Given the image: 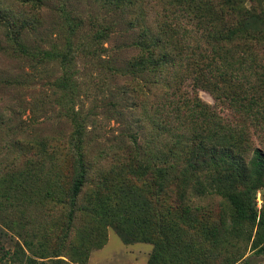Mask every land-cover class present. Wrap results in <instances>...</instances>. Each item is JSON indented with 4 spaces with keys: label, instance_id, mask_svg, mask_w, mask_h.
Returning <instances> with one entry per match:
<instances>
[{
    "label": "trees",
    "instance_id": "1",
    "mask_svg": "<svg viewBox=\"0 0 264 264\" xmlns=\"http://www.w3.org/2000/svg\"><path fill=\"white\" fill-rule=\"evenodd\" d=\"M102 1L127 7L136 17L138 55L133 67L135 72L154 74V111L145 115L146 127L154 130V142H141L142 123L135 131L129 128V140L113 152L112 167L100 168L93 188L83 195L95 164L87 159L86 124L70 100L71 104L64 106V114L73 124L67 186L57 170L41 188L28 190L17 183L0 191V210L28 206L22 210L24 215L29 207L39 206L44 188L51 198L68 207L63 235L56 240H107V230L113 228L125 244H152L148 264H185L178 255L167 260L160 252L157 235L161 232L167 237L168 224L167 214L164 217L157 205L165 207L168 189L176 192L183 214L188 213L190 196L219 195L230 214H224L220 226L206 228L213 239L211 245L223 252L228 239L248 226L247 238L255 255L264 254V148L253 139L254 133L264 143V0ZM6 3L0 0V26L8 41L28 52L22 43L28 19L16 21ZM68 52L49 55L60 58L66 67L71 59ZM58 85L64 92L71 87L66 76ZM200 88L234 115L224 116L204 102L197 93ZM140 182L147 183L154 202L148 200ZM82 211L89 215L90 227L76 230L75 221ZM35 217L33 214L32 219ZM170 227L173 234H179L176 225ZM2 235H7L6 231L0 230ZM22 239L10 241L13 251L6 240H0V264L78 263L59 258L66 244L60 248L58 241L55 246L39 242L36 246L34 240ZM84 248L80 255L88 253V247ZM82 258L86 264V257ZM235 262L236 255H230L222 264Z\"/></svg>",
    "mask_w": 264,
    "mask_h": 264
},
{
    "label": "rangeland",
    "instance_id": "2",
    "mask_svg": "<svg viewBox=\"0 0 264 264\" xmlns=\"http://www.w3.org/2000/svg\"><path fill=\"white\" fill-rule=\"evenodd\" d=\"M6 2L13 18H27L29 26L22 33L28 52L8 41L0 26V191L17 183L28 190L41 188L55 170L62 172L60 181L67 186L73 124L64 114V106L72 100L71 105L86 124L87 159L95 164L84 195L93 188L98 170L112 167L113 152L127 143L129 128L135 131L142 123L141 142H154V130L146 127L145 118L154 111V74L135 72L133 67L138 55L136 17L129 8L102 0H44L40 5L20 0ZM30 24H35L34 28ZM67 51L71 59L66 67L60 58L49 55ZM62 76L71 84L67 92L58 85ZM197 93L218 113L234 115L207 90L200 88ZM258 137L253 133L255 144L264 148ZM140 184L148 200L154 202L147 183ZM176 198V192L168 189L165 207L157 205L164 217L167 214V237L161 232L157 235L160 252L167 260L174 254L185 264H222L228 256L236 255L234 264H243L254 255L247 238L248 226L239 236L228 239L223 252L211 245L213 239L206 228L220 226L224 214H230L221 196L194 194L188 199L190 206L185 214ZM38 200L39 206L29 207L24 215L22 210L28 206L0 210V230L7 234L0 240H6L12 251L14 243L10 241H21L23 236L34 240L36 246L39 242L55 246L58 241L60 248L66 244L59 258L78 261L73 264H82V257H86V264H148L152 244H125L113 228H108L107 240H56L63 235L62 222L68 207L51 198L44 188ZM257 202L261 208V192L257 193ZM84 212H78L76 230L90 227V217ZM170 225L179 228L178 235L172 233ZM84 246L89 251L80 255Z\"/></svg>",
    "mask_w": 264,
    "mask_h": 264
},
{
    "label": "water",
    "instance_id": "3",
    "mask_svg": "<svg viewBox=\"0 0 264 264\" xmlns=\"http://www.w3.org/2000/svg\"><path fill=\"white\" fill-rule=\"evenodd\" d=\"M257 262H264V257H252L247 264H256Z\"/></svg>",
    "mask_w": 264,
    "mask_h": 264
},
{
    "label": "flooded vegetation",
    "instance_id": "4",
    "mask_svg": "<svg viewBox=\"0 0 264 264\" xmlns=\"http://www.w3.org/2000/svg\"><path fill=\"white\" fill-rule=\"evenodd\" d=\"M252 257H264V254H262V255H255V253H254V255H253ZM252 257H250V258L247 259L245 262H243V264H247V263L250 261V259H251ZM256 264H264V262H262V263L257 262Z\"/></svg>",
    "mask_w": 264,
    "mask_h": 264
}]
</instances>
